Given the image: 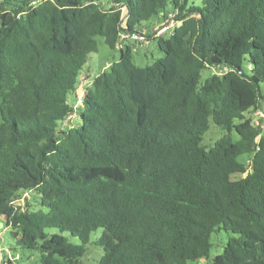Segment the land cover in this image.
<instances>
[{"label": "trees", "instance_id": "1", "mask_svg": "<svg viewBox=\"0 0 264 264\" xmlns=\"http://www.w3.org/2000/svg\"><path fill=\"white\" fill-rule=\"evenodd\" d=\"M143 31L162 56L139 67L117 44ZM98 37L118 59L80 96ZM263 85L264 0H0L1 229L40 264H82L97 230L98 264H264Z\"/></svg>", "mask_w": 264, "mask_h": 264}, {"label": "rangeland", "instance_id": "2", "mask_svg": "<svg viewBox=\"0 0 264 264\" xmlns=\"http://www.w3.org/2000/svg\"><path fill=\"white\" fill-rule=\"evenodd\" d=\"M192 3L195 5H200L201 0H191ZM158 21L157 19L153 18L149 22H146L143 24V29L150 30L155 27H157ZM174 23L172 24V26ZM172 26L169 27V29L164 32H162L161 36L168 37V35L171 32ZM98 43V50L96 53H91L87 56L85 65L80 70L79 75V91L80 96L83 95L85 90L91 85L92 80L101 73L104 69L107 68L109 64L116 61L118 59V51L112 50L108 48L104 43L103 39L98 37L97 38ZM122 44H128L131 46H134L133 54H134V63L135 65L139 67H145L147 65L152 64L154 61L159 59L162 54L158 50L156 41L151 40V38L148 39V41H133V40H125L122 41ZM213 70L210 71H203L201 76L203 79L208 77L210 73H212ZM262 91L264 94V85L262 86ZM74 95H71L69 97V102L71 104L74 103V108L81 107L80 97L77 98L76 102L73 101ZM264 107V100L261 103ZM246 117L251 118L253 125H257L261 127V133L264 134V116L262 114L255 115L254 111H251L250 113L245 114ZM77 115L76 113H73L69 115L66 119V121L62 122L59 127L65 128L66 126H70L72 123L76 122ZM224 135V132L221 131V129L215 125L211 120L209 121V129L208 131L203 135L202 139V146L206 149H209L214 145V143L221 138ZM234 138L236 139V136L234 135ZM239 162L245 163L247 166L250 165L251 161L249 157L246 155L240 156L238 158ZM28 200L29 202L34 203V198L30 194L22 195L21 198H18L14 200V203L16 206H23L24 202ZM35 204V203H34ZM48 234H58V230L56 229H49L47 230ZM101 233V230H97L95 233H93L90 237V243L87 246L86 254L81 258L82 264H98V261L102 255V250L99 247H96L94 245V242L99 238ZM64 237L68 240V242L79 245L80 242L78 239L71 237L69 234L65 233L63 234ZM230 233L225 231H220L217 233L212 234V249L210 252V260L214 258L217 254H220L223 250V247L226 245L228 238L230 237ZM14 245L17 250V255L14 256L11 252V246ZM0 264H40V254L38 251H29L19 246V244L12 240L9 237V228H5L2 230L0 228ZM189 264H210V261H197Z\"/></svg>", "mask_w": 264, "mask_h": 264}, {"label": "built area", "instance_id": "3", "mask_svg": "<svg viewBox=\"0 0 264 264\" xmlns=\"http://www.w3.org/2000/svg\"><path fill=\"white\" fill-rule=\"evenodd\" d=\"M173 23H169L165 28H163L162 30L158 31L157 34H161L162 32H164L165 30H167L169 27L172 26ZM125 40H133V41H145L146 40V36L144 31L142 33H123L119 36V42L117 44V47L121 46L122 41ZM83 96V95H82ZM81 102V99H80ZM264 126V124H263ZM27 195V193H24L23 195Z\"/></svg>", "mask_w": 264, "mask_h": 264}, {"label": "crops", "instance_id": "4", "mask_svg": "<svg viewBox=\"0 0 264 264\" xmlns=\"http://www.w3.org/2000/svg\"><path fill=\"white\" fill-rule=\"evenodd\" d=\"M255 115H259L262 114L264 116V107L263 105L261 106V109H259L258 111H255L254 112Z\"/></svg>", "mask_w": 264, "mask_h": 264}, {"label": "water", "instance_id": "5", "mask_svg": "<svg viewBox=\"0 0 264 264\" xmlns=\"http://www.w3.org/2000/svg\"><path fill=\"white\" fill-rule=\"evenodd\" d=\"M2 226H3V223H2V222H0V228H2Z\"/></svg>", "mask_w": 264, "mask_h": 264}]
</instances>
